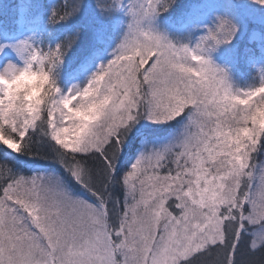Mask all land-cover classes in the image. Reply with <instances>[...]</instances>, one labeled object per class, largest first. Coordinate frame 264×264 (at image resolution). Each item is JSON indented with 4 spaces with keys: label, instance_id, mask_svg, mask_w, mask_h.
I'll list each match as a JSON object with an SVG mask.
<instances>
[{
    "label": "snow or ice",
    "instance_id": "obj_1",
    "mask_svg": "<svg viewBox=\"0 0 264 264\" xmlns=\"http://www.w3.org/2000/svg\"><path fill=\"white\" fill-rule=\"evenodd\" d=\"M160 4L112 0L127 31L82 90L61 95L51 79L60 46L22 42L24 67L0 74V146L46 144L71 181L0 161V264H264V76L234 92L204 53L235 29L221 20L177 47L144 27ZM23 74L33 79L12 89ZM141 121L177 130L122 169Z\"/></svg>",
    "mask_w": 264,
    "mask_h": 264
},
{
    "label": "trees",
    "instance_id": "obj_2",
    "mask_svg": "<svg viewBox=\"0 0 264 264\" xmlns=\"http://www.w3.org/2000/svg\"><path fill=\"white\" fill-rule=\"evenodd\" d=\"M189 2L190 0H165L158 9L159 19L165 24L175 23ZM110 4L112 0H0V40L11 42L22 30L36 29L40 38L36 51L47 53L60 46L63 52L61 62L50 76L64 95L67 94L70 83L84 79L87 74L95 71L115 49L120 33L113 26L115 7L108 10ZM194 4L192 13L185 22L187 25L196 21L193 16L197 6ZM73 9L77 10L73 12ZM260 9L262 11L259 14L264 15V5ZM54 12L66 15V18L53 22ZM239 24L245 25L248 31L236 44L237 55L234 61L237 64L233 68L232 79L241 84V89H246L249 85L252 89L261 82V72L256 71L255 65L264 60V43L251 40L250 33L259 31L264 37V25L252 29V24L244 19L237 25ZM99 32H103L100 39L97 36ZM175 123L165 129L160 127L132 130L125 139L120 167L127 169L142 141L157 139L158 136L171 131ZM32 153L17 156L0 146V161L9 163L14 171L25 176L47 172L71 183L63 168L52 159L46 144L34 143Z\"/></svg>",
    "mask_w": 264,
    "mask_h": 264
},
{
    "label": "rangeland",
    "instance_id": "obj_3",
    "mask_svg": "<svg viewBox=\"0 0 264 264\" xmlns=\"http://www.w3.org/2000/svg\"><path fill=\"white\" fill-rule=\"evenodd\" d=\"M164 3L165 0H161L160 5ZM193 3H195L194 5L197 6V9L195 10L193 16L196 21L193 24L187 25L185 24V22L189 19V15L192 13ZM263 5L264 3H260L258 2V0H190V2L184 7V9L182 8L183 10L180 13L179 20L175 23L165 24L164 22H161L157 11V13L153 17L145 22L144 27L146 30L151 31L155 35H159L174 46H186L188 48H195L200 42L201 38L206 36L209 31H215L219 21H227L228 24L235 29L230 41L228 43L215 45L211 48V50L206 51L204 53L205 58L210 61L214 68H216L217 70H222L225 73L227 82L234 92L246 91L250 90L249 87H251V85H249L246 89H241V84H239L237 80L232 79V71L235 67V64H237L234 61L235 56L237 55L236 44L241 41V39L244 37V35L247 34L248 31L245 25L237 24L242 19H244L248 20V23L252 24V29H255L256 26L258 27L260 25H264V15L259 14L262 11L260 7ZM114 13L115 14L113 15V19L115 21V24L113 26L115 27V30H118V32L120 33L118 42L113 39L114 42L116 41L115 49L103 64H99L95 71L86 75V79L84 78L70 83L68 85L67 93L82 90L88 84L90 79L99 72L100 68L106 66L112 59H114L115 55L117 54L118 47L127 31V25L130 18L126 14V9L123 7H115ZM97 36L98 39H100L103 36V32H99ZM250 37L253 41L264 43V37L259 31H252L250 33ZM22 42H26L36 50V46L40 42V38L36 32V29L22 30V32H20L17 37L11 42L0 40V74L4 72V69L8 65H12L16 69L24 67V60L27 59V55L26 53H19L17 50L18 45ZM263 68L264 60L258 63L257 66L255 65L256 71L261 72V77L264 75ZM261 77L259 81H261ZM170 125L171 124L154 125L149 124L146 121H141L135 126V128H133V130L145 128L158 129L160 127L162 129H165L166 126L169 127ZM176 130L177 124L175 123V126L171 131L158 136L157 139L142 141L133 161L140 155L145 147L157 148L169 142ZM123 155L124 150L121 153V157ZM46 174L49 175L47 172L35 173L32 175Z\"/></svg>",
    "mask_w": 264,
    "mask_h": 264
},
{
    "label": "clouds",
    "instance_id": "obj_4",
    "mask_svg": "<svg viewBox=\"0 0 264 264\" xmlns=\"http://www.w3.org/2000/svg\"><path fill=\"white\" fill-rule=\"evenodd\" d=\"M33 79L31 74H23L21 75L18 80L11 86L12 89L18 88L20 86H26L31 80ZM42 82V78L41 80H39L37 82V87L39 86V83Z\"/></svg>",
    "mask_w": 264,
    "mask_h": 264
}]
</instances>
